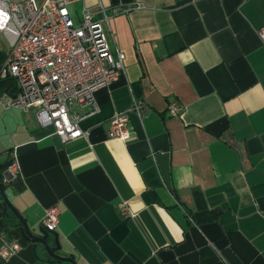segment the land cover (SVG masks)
<instances>
[{"label": "crops", "instance_id": "obj_1", "mask_svg": "<svg viewBox=\"0 0 264 264\" xmlns=\"http://www.w3.org/2000/svg\"><path fill=\"white\" fill-rule=\"evenodd\" d=\"M84 3L106 7L125 74L96 91L100 109L80 123L89 137L66 143L35 110L5 107L18 84L0 77V164L18 166L3 187L11 204L38 235L57 205L58 253L76 264H264V0ZM9 50L0 31V66ZM175 98L179 116L167 110ZM135 100L149 110L131 113L133 138L110 137L113 115ZM20 217L0 191V237L24 245L0 264H71Z\"/></svg>", "mask_w": 264, "mask_h": 264}, {"label": "built area", "instance_id": "obj_2", "mask_svg": "<svg viewBox=\"0 0 264 264\" xmlns=\"http://www.w3.org/2000/svg\"><path fill=\"white\" fill-rule=\"evenodd\" d=\"M78 3L83 4L79 11L74 8ZM0 31L10 39L9 55L0 66V77H13L18 84L17 93L4 95L1 103L24 112L35 110L39 123L52 126L54 134L65 143L88 138L90 132L80 123L86 115L99 111L96 91L125 74L126 55L111 42L106 7L101 3L95 8L87 7L84 0H0ZM259 36L264 43V27ZM75 102L90 104L91 110L84 115L72 112ZM183 108L175 98L167 110L171 116H179ZM148 110L144 102L135 100L127 111L116 112L110 120L109 136L130 141L131 113L142 118ZM17 178L18 166L13 161L3 182L9 184ZM119 208L124 215H134L125 200ZM59 217V207H50L42 226L56 231ZM0 241L2 260L19 255L24 249L21 242L5 235Z\"/></svg>", "mask_w": 264, "mask_h": 264}, {"label": "water", "instance_id": "obj_3", "mask_svg": "<svg viewBox=\"0 0 264 264\" xmlns=\"http://www.w3.org/2000/svg\"><path fill=\"white\" fill-rule=\"evenodd\" d=\"M0 191L5 199V201L8 203V205L10 206V208L12 209V211L20 217L19 213L17 212V210L15 209V207L11 204V202L9 201L4 189H3V186L0 182ZM21 221L23 222V226H24V229L26 231V234L28 235L29 238L31 239H34V240H38L40 242H42L45 246H46V249L47 251L53 256L55 257L56 259H59V260H63V261H67L71 264H76L75 263V260L70 257V256H63V255H60L58 253V250L60 249V242H59V237H58V234L56 233V231H48L47 229H45L43 226L40 227V233L41 235H38V234H35L28 226V224L20 217ZM50 234H53L55 236V240H56V245L55 246H50L47 242V239L49 238Z\"/></svg>", "mask_w": 264, "mask_h": 264}, {"label": "trees", "instance_id": "obj_4", "mask_svg": "<svg viewBox=\"0 0 264 264\" xmlns=\"http://www.w3.org/2000/svg\"><path fill=\"white\" fill-rule=\"evenodd\" d=\"M13 160H12V158L11 159H9V160H6L5 162H3V163H1L0 164V182H1V184H2V186L4 187V185H6L4 182H3V177H4V172H6L7 171V169H8V167H9V165L11 164V162H12ZM7 223L8 224H11V221H10V219L7 217ZM19 224H21V222L19 221Z\"/></svg>", "mask_w": 264, "mask_h": 264}, {"label": "rangeland", "instance_id": "obj_5", "mask_svg": "<svg viewBox=\"0 0 264 264\" xmlns=\"http://www.w3.org/2000/svg\"><path fill=\"white\" fill-rule=\"evenodd\" d=\"M72 8V7H71ZM74 19H75V21H76V23L78 22V17H77V15H74ZM12 163H13V161L11 162V164L10 165H12ZM9 165V166H10Z\"/></svg>", "mask_w": 264, "mask_h": 264}]
</instances>
